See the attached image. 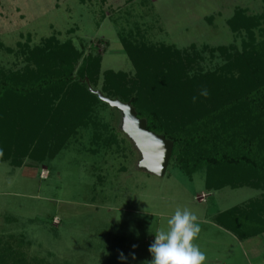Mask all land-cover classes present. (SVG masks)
<instances>
[{
  "label": "rangeland",
  "instance_id": "374dc122",
  "mask_svg": "<svg viewBox=\"0 0 264 264\" xmlns=\"http://www.w3.org/2000/svg\"><path fill=\"white\" fill-rule=\"evenodd\" d=\"M237 12L264 22V0H0V83L9 74L35 69L30 52L51 38L71 43L80 55L72 67L56 61L73 76L88 56L100 59L95 85L86 81L98 99L84 121L87 126L69 136L60 152L53 138L46 145L39 141L52 121L45 109L42 117L31 100L12 99L0 107V135L3 127H13L14 116L23 117L24 126L35 119L43 126L34 139L23 134L17 144L0 150L3 247L26 264H148L154 235L167 230L177 208H187L198 216L201 231L193 243L205 253L204 264H264V179L258 188L226 187L233 191L216 194L217 205L203 200L204 192L198 191L209 171L189 175L170 158L163 177L150 173L141 166L143 156L124 114L104 101L120 102L104 92L105 73L137 77L138 63L123 42L148 51H177L183 86L224 63L218 48L241 53L242 44L251 41L246 29L230 25ZM253 34L251 52L262 41L257 29ZM204 106L206 114L216 109L209 97ZM229 210L237 224L245 223L238 224L244 227L241 233L259 232L243 239L223 227L220 216Z\"/></svg>",
  "mask_w": 264,
  "mask_h": 264
},
{
  "label": "trees",
  "instance_id": "16d2710c",
  "mask_svg": "<svg viewBox=\"0 0 264 264\" xmlns=\"http://www.w3.org/2000/svg\"><path fill=\"white\" fill-rule=\"evenodd\" d=\"M263 23L260 17L246 18L242 12H237L230 25L235 24L234 30L246 29L251 41L242 44L241 53L218 48L216 51L223 56L224 63L209 75L194 76L186 81L184 89L181 55L170 48L154 52L143 45L133 47L123 42L128 56L138 63L137 77L127 80L123 74L111 71L103 75L104 92L122 104H129L137 119L145 122L148 132L172 143L171 158L183 172L192 175L202 169L209 171L205 182L208 191L226 187L258 188L264 179ZM255 29L261 33L262 41H258L251 52ZM77 58L80 55L71 43L60 44L51 38L43 48L30 52L28 60L36 65L35 69L28 67L24 73L9 74L0 83V102L3 103L0 107L11 99L31 100L32 105L40 108V116L44 117L42 109H45L52 118L46 132L41 131L43 126L38 119L24 126L23 117L14 116L15 121L10 124L15 129L3 127L0 150L9 142L17 144L23 134L34 139L41 131L39 141L46 145L53 138V147L60 152L69 136L75 135L81 127L86 128L84 121L92 104L98 100L89 92L86 81L96 82L100 59L85 58L76 76L72 75V70L69 72L56 65L58 59L62 65L72 67ZM204 89L208 91L207 97L200 95ZM193 97L197 98L195 102ZM208 97L216 109L206 114L204 103ZM52 132L55 137L50 136ZM241 173L251 176L242 178ZM234 215L233 210L222 213L219 223L238 233L244 228L238 224L245 223L237 224ZM254 231L236 235L248 239L259 232ZM0 264L26 263L20 254L0 242Z\"/></svg>",
  "mask_w": 264,
  "mask_h": 264
},
{
  "label": "clouds",
  "instance_id": "9594fccd",
  "mask_svg": "<svg viewBox=\"0 0 264 264\" xmlns=\"http://www.w3.org/2000/svg\"><path fill=\"white\" fill-rule=\"evenodd\" d=\"M200 95L207 97V89ZM196 99L193 97V102ZM200 231L198 216L187 208H177L167 219V230L154 235V242L148 249L152 257L148 264H204L205 253L193 243ZM121 259H125L123 254Z\"/></svg>",
  "mask_w": 264,
  "mask_h": 264
},
{
  "label": "water",
  "instance_id": "95a60500",
  "mask_svg": "<svg viewBox=\"0 0 264 264\" xmlns=\"http://www.w3.org/2000/svg\"><path fill=\"white\" fill-rule=\"evenodd\" d=\"M104 101L120 110L128 121V130L143 156L141 166L149 170L153 175L164 176L171 158L172 143L148 132L145 122L137 119L136 114L129 105H123L118 101Z\"/></svg>",
  "mask_w": 264,
  "mask_h": 264
},
{
  "label": "crops",
  "instance_id": "0c3cea01",
  "mask_svg": "<svg viewBox=\"0 0 264 264\" xmlns=\"http://www.w3.org/2000/svg\"><path fill=\"white\" fill-rule=\"evenodd\" d=\"M165 175V174H164ZM163 177V176H162ZM187 181H189V180H187ZM186 182V181H185ZM187 184H190V185H192L190 182H187ZM200 184V183H199ZM201 185V184H200ZM233 191L232 189H230V190H228L227 188H223V189H221V190H217V191H208L207 189H206V187H205V184L203 185L202 184V190H200V191H198V192H204V195L202 194L201 196V199H203V200H214L215 201V204H216V202H217V200H218V197H216V194H220V193H222V191ZM234 191H236V190H234ZM225 193H227V192H225ZM232 193H234V192H231V194H227V195H224L223 196V198L224 199H222V200H226V198H229V197H231L233 194ZM213 195V196H212ZM228 196V197H227ZM216 197V198H215ZM195 200H200L199 198H197L196 197V199ZM217 205V204H216ZM214 215H216V214H214ZM217 219H218V217H217Z\"/></svg>",
  "mask_w": 264,
  "mask_h": 264
},
{
  "label": "built area",
  "instance_id": "2783aa9c",
  "mask_svg": "<svg viewBox=\"0 0 264 264\" xmlns=\"http://www.w3.org/2000/svg\"><path fill=\"white\" fill-rule=\"evenodd\" d=\"M40 177L43 179V177H44V174L42 173Z\"/></svg>",
  "mask_w": 264,
  "mask_h": 264
}]
</instances>
